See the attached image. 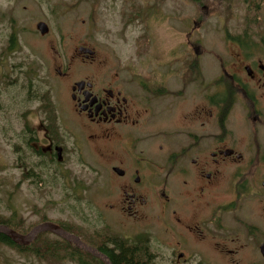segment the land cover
<instances>
[{"label":"flooded vegetation","instance_id":"af4514ba","mask_svg":"<svg viewBox=\"0 0 264 264\" xmlns=\"http://www.w3.org/2000/svg\"><path fill=\"white\" fill-rule=\"evenodd\" d=\"M192 37L190 30L187 44L180 46L184 51L170 54L179 55V61L183 53L190 58L178 78L179 92L170 94L167 74L159 88L153 80L141 83L118 72L103 82L90 76L69 83L68 112L87 144L112 162L105 166L115 203L105 208L122 225L135 226L142 234L158 233L176 261L168 264H264V46L249 50L233 41L236 50H227L216 73L204 76L200 42L192 44ZM18 47L10 38L8 51ZM77 54L83 62L94 59ZM160 96L170 101L165 115L156 108ZM41 112L42 138L27 129L33 136L25 143L31 140L36 165L43 171L63 164L69 150L64 138L47 128ZM160 122L162 130L156 129ZM100 236L93 233L88 246L107 253L117 249ZM88 256V264H97ZM144 258L141 264L156 259L149 253Z\"/></svg>","mask_w":264,"mask_h":264},{"label":"rangeland","instance_id":"374dc122","mask_svg":"<svg viewBox=\"0 0 264 264\" xmlns=\"http://www.w3.org/2000/svg\"><path fill=\"white\" fill-rule=\"evenodd\" d=\"M263 1L0 0V218L21 220L23 229L41 221L60 224L87 240L93 233L146 239V253L156 257L151 264L176 263L158 233L142 234L135 226L122 225L105 208L115 203L113 191L107 189L113 186L105 166L112 162L102 160L78 129L66 105L67 87L90 76L103 82L118 72L141 83L153 80L159 88L167 74L170 94L179 92L178 78L190 58L183 53L179 61V55L170 54L184 51L180 46L187 44V33L193 32L192 44L200 42L199 63L203 75L211 76L219 62L227 60V50H236L233 41L249 50L264 46ZM38 23L48 27L46 36L39 35ZM10 38L18 50L8 51ZM79 49L93 52L92 63L78 57ZM46 93L69 154L63 164L41 171L32 142L25 141L33 135L42 138V106L30 99ZM155 102L158 112H169L166 97ZM157 125L162 130V122ZM27 129L33 135H27ZM30 170L35 176L28 177ZM57 172L72 176H56ZM98 216L103 218L100 223ZM45 238L58 239L51 234ZM66 253L70 252L43 260L0 245V264H80Z\"/></svg>","mask_w":264,"mask_h":264},{"label":"trees","instance_id":"16d2710c","mask_svg":"<svg viewBox=\"0 0 264 264\" xmlns=\"http://www.w3.org/2000/svg\"><path fill=\"white\" fill-rule=\"evenodd\" d=\"M264 2V1H263ZM238 40V39H237ZM241 40V39H240ZM39 101L41 103L42 109L45 112V115L47 116V128L49 130H53L55 134L60 136L58 133V126L56 123V115L54 113L53 106L49 100L48 94H34L30 101ZM47 112H46V111ZM29 132V130H27ZM31 140L28 141V143ZM27 178V176H24ZM29 177V176H28ZM46 221H41L37 223L36 225L29 227V229H23V222L21 220L16 221L15 223H12L10 219L0 218V225L6 226L13 231L25 235L29 233L34 227H36L39 224L45 223ZM58 227H60L62 230L71 233L75 236H78L74 229L67 228L65 226H62L60 224H56ZM47 233L38 235L35 242L30 244L27 247H20L12 243L8 238H6L3 235H0V245L9 247L11 249L16 250L19 253H25V254H31L33 256H36L40 259H49L51 257H55L58 255L60 251H63L64 253L69 251L70 253H66L65 255H68L71 260H74L77 257V261L80 264H88L87 259L90 258L88 254L79 251L75 249L70 244L66 243L63 240L57 239L55 241L46 239ZM98 236V234H96ZM79 237V236H78ZM99 237V236H98ZM80 240L85 244H90L86 238H83L82 236L79 237ZM100 238H105L104 243L108 244L107 246H115L117 249L115 250H109L111 252L107 253L105 250L100 248L99 252L102 254H106L111 258L110 262L111 264H141L143 262L144 254L146 253L143 246H145L144 242L138 240L134 242H130L127 240L118 239L116 236H104L101 235ZM103 245V244H102ZM108 250V249H107ZM116 251V253H115ZM83 257V258H82ZM92 261L97 262V264H101L99 261H97L94 257L91 259Z\"/></svg>","mask_w":264,"mask_h":264},{"label":"water","instance_id":"95a60500","mask_svg":"<svg viewBox=\"0 0 264 264\" xmlns=\"http://www.w3.org/2000/svg\"><path fill=\"white\" fill-rule=\"evenodd\" d=\"M36 29L40 35H45L48 32V27L43 23H38L36 25ZM78 53L83 54L85 57L93 56V52L87 49H79ZM78 86H82V84H79ZM44 233L54 235L58 239L70 244L75 249L82 251L86 254H90L91 256L100 260L104 264H111L104 255L83 243L79 237L62 230L60 227L52 223L45 222L39 224L25 235L19 234L6 226L0 225V235L5 236L12 243L20 247L29 246L34 241H36L38 235ZM260 252L264 258V244L260 247Z\"/></svg>","mask_w":264,"mask_h":264}]
</instances>
